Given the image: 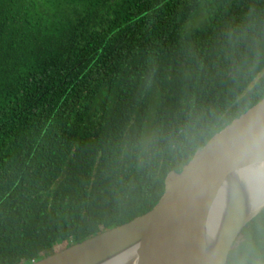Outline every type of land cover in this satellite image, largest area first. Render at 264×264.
Wrapping results in <instances>:
<instances>
[{
	"label": "trees",
	"instance_id": "obj_1",
	"mask_svg": "<svg viewBox=\"0 0 264 264\" xmlns=\"http://www.w3.org/2000/svg\"><path fill=\"white\" fill-rule=\"evenodd\" d=\"M263 98L264 0H0V264L148 212ZM227 264H264V209Z\"/></svg>",
	"mask_w": 264,
	"mask_h": 264
},
{
	"label": "water",
	"instance_id": "obj_2",
	"mask_svg": "<svg viewBox=\"0 0 264 264\" xmlns=\"http://www.w3.org/2000/svg\"><path fill=\"white\" fill-rule=\"evenodd\" d=\"M264 98L171 172L148 212L31 264H227L264 209Z\"/></svg>",
	"mask_w": 264,
	"mask_h": 264
},
{
	"label": "rangeland",
	"instance_id": "obj_3",
	"mask_svg": "<svg viewBox=\"0 0 264 264\" xmlns=\"http://www.w3.org/2000/svg\"><path fill=\"white\" fill-rule=\"evenodd\" d=\"M204 13L201 12L198 16L194 18L191 23H188L191 27L199 25L202 21H204Z\"/></svg>",
	"mask_w": 264,
	"mask_h": 264
},
{
	"label": "bare ground",
	"instance_id": "obj_4",
	"mask_svg": "<svg viewBox=\"0 0 264 264\" xmlns=\"http://www.w3.org/2000/svg\"><path fill=\"white\" fill-rule=\"evenodd\" d=\"M263 200H264V187H263ZM115 264H133L132 256L128 255L127 257L122 258Z\"/></svg>",
	"mask_w": 264,
	"mask_h": 264
}]
</instances>
